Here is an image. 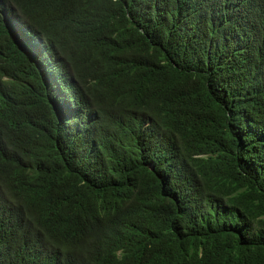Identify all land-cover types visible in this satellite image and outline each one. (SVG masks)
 <instances>
[{
    "label": "trees",
    "instance_id": "obj_1",
    "mask_svg": "<svg viewBox=\"0 0 264 264\" xmlns=\"http://www.w3.org/2000/svg\"><path fill=\"white\" fill-rule=\"evenodd\" d=\"M0 264H264V0H0Z\"/></svg>",
    "mask_w": 264,
    "mask_h": 264
}]
</instances>
